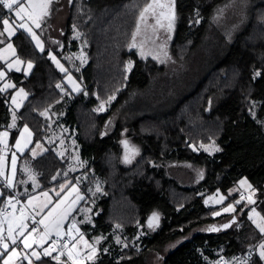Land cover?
Wrapping results in <instances>:
<instances>
[{"label": "trees", "instance_id": "trees-1", "mask_svg": "<svg viewBox=\"0 0 264 264\" xmlns=\"http://www.w3.org/2000/svg\"><path fill=\"white\" fill-rule=\"evenodd\" d=\"M149 1L73 0L64 37L71 46L65 47V51L78 48V40L70 37L73 25L82 29L88 40L89 61L75 70L84 83L79 92L61 85L64 75L49 56V49L40 51L22 33L12 38L18 53L35 65L29 75L12 72L16 86H24L29 95L18 110V123L12 129L10 144H14L18 128L23 124L33 129L35 140H44L50 133L44 110L54 107L64 111L60 123L76 132L89 181L97 176L104 180L105 193L99 201L102 211L96 217L97 222L105 230L120 224L129 233L130 242L121 250V259L102 258L96 264H150L152 249L179 237L185 240L166 255L165 264H202V252L212 258L215 248L226 258H232L264 238V233L250 218L245 201L237 207L244 210L239 222H231L225 228L216 221L227 213L212 215L221 206L206 205L204 197L217 189L227 194L241 178L247 177L254 188L256 208L264 219V0L252 5L249 21L226 47L220 60L173 110L121 122L112 134L103 135L106 119L128 91L148 82L149 77L130 46L139 14ZM224 1L176 0L181 14L176 46L189 41L199 13L208 20L214 8ZM3 8L0 5V15ZM65 51L56 48L59 56ZM130 57L135 59V65L128 73L124 67ZM115 92L118 97L112 107L98 111L100 99ZM11 95V90L0 91V133L10 124ZM126 128L127 138L141 149L140 158L129 166L119 159L121 133ZM213 140L220 148L214 156L191 147ZM170 159L202 164L207 171L204 179L191 187L182 186L167 176L163 164L155 165ZM29 160L38 175V188L65 180L63 172L69 159L60 156L54 145ZM236 197L228 196L222 205L227 206ZM155 210L163 218L161 227L148 233L141 247L135 246L131 240L138 224H146L147 217ZM199 227L202 230L189 237ZM213 228L217 230L212 231ZM53 257L56 256H43L32 264H70L66 259L57 261ZM246 264H264V261L255 252Z\"/></svg>", "mask_w": 264, "mask_h": 264}, {"label": "rangeland", "instance_id": "rangeland-1", "mask_svg": "<svg viewBox=\"0 0 264 264\" xmlns=\"http://www.w3.org/2000/svg\"><path fill=\"white\" fill-rule=\"evenodd\" d=\"M256 1L257 0H225L214 8L208 20L204 19L203 15L199 13L196 18L193 35L187 43L178 47L176 46L175 38L179 28L181 14L176 7V0L174 5L175 20L170 31L167 29V19H161V24H163L164 27L156 24V16L161 11L167 13V8L163 10L154 8V10H150L146 13L145 20L138 21L139 33L136 34L135 47H133V40H131L130 48L135 50L137 57L140 59L142 68L149 77L148 82L143 87L134 86L128 91L125 98L114 110H112V113L106 119L102 134H112L117 125L121 122H130L142 115H160L173 110L177 102L182 97L189 94L198 85V82L205 76L211 66L220 60L227 49L226 47L234 40L236 35L249 21L251 7ZM72 2L73 0H53L50 6V15L42 22L41 28H35V26L30 23L28 26L31 27L39 37L43 50L49 49V56L51 58L53 56L55 57V60L52 59L55 65L60 70L61 66L65 69V71H62L64 76L61 85L72 92H79L84 88V83L77 76L75 70L83 67L89 61L86 49L88 40L84 36V31L78 26L73 25V31L70 37L71 39L78 40V48L76 50L68 48L65 51V47L71 46L70 40L67 42V40H64V37L67 32L66 25ZM158 2L167 4L169 0H158ZM149 3H152V0H150ZM0 17L9 19L11 24L14 18V12H9L8 9L3 8V14H1ZM2 30L3 26L0 25V31ZM136 31L137 29L135 33ZM19 33L29 36L36 48L40 50V48L37 47L36 41L31 38V35L19 28H17L15 34L10 37L7 35L0 37V41H3L0 43V71L5 73L4 78L0 79V88H3L5 84L15 85V87L6 89L11 90L12 93L9 104L13 115L12 121H15L17 110L23 105L29 95V91L24 86H16V81L12 77V72L17 71L16 68L19 67L20 71L17 72H23L29 75L33 71L35 65L32 60L25 59L18 53V49L12 41V38ZM9 43L12 44L15 55H13L12 49H7ZM55 47L65 52L59 56L56 53ZM141 50L145 53L144 56H141ZM17 58L24 61V63L17 65L15 63ZM29 61L32 63L31 69L27 68V63ZM9 64H12L11 68L8 67ZM129 65H131L130 70ZM134 65L135 59L130 57L127 59L124 68L130 73ZM69 76H71V81H69ZM74 86H78L79 90H74ZM21 88L27 95H24V93L17 94ZM117 97L118 94L115 92L105 99H100L97 110L100 112L107 111L112 107ZM13 98L16 100L15 104L13 103ZM44 114L48 120V124L50 125L49 129L51 131L50 135H48V139L45 138L48 143L47 146L49 147V142H57L56 150L59 155L68 157L69 159L66 169L63 172L66 178L62 182H58L51 187L44 189L38 188L30 194L24 193L25 205L23 207L25 208H17L16 210L20 209L23 213L28 215L30 225L32 228L37 229L34 233H36L35 241L38 243L41 242V237L45 235V225H48L49 235H55L56 230L54 225L57 221L63 219L60 231L66 233L70 227L71 221L74 219L79 229V233L75 231L72 233V235L76 237V241H79L80 235H83V240L97 249L96 256L89 260L87 259L89 249L85 247L84 243L82 241L79 243L73 241L72 243H76V248L79 252L77 259L83 257L81 264H96L102 258L121 259V250L125 248V245L128 246L130 242L128 237L129 233L120 224H114V226L105 230L106 227L100 225L96 220L98 213L102 211L99 206V201L101 196L105 193L103 188L104 180L100 176H97L95 179L89 181V172L85 170L86 164L81 157L80 145L76 139V132L71 131L69 127L60 123V118L64 114V111H58V108L52 107L48 110H44ZM13 127L14 126L10 124L3 129L2 133H8L7 137L0 136V141H2L1 143L3 145L8 144ZM121 134L123 140L119 159L124 165L129 166L140 158L141 149L140 146L138 144V146L135 145L136 143L131 139H124L129 135L127 128L124 129ZM191 147L198 152H207L211 156H214L220 149L215 140L209 143L201 142L199 144H192ZM27 158L29 159L30 157ZM25 163L26 160L21 166L19 182L25 177ZM162 164L166 168L168 177L176 179L182 186L187 187L197 185L204 179L207 172L206 167L202 164L190 161L170 159L164 163L159 162L155 165L161 166ZM30 166L28 169L30 176L29 179H27L39 185L40 182L38 181L37 172L33 167L30 169ZM73 173H75V176ZM66 179H68V181ZM73 179H75L74 182H72ZM241 181H246V183L241 184ZM249 185L251 187H249ZM97 188H99V191H97ZM241 191L247 192L248 198H240L239 192ZM45 193H47V195H45ZM232 195L237 196L234 202L227 206H223L222 204L225 203L228 196ZM79 197H83V199H79ZM249 197L254 203L249 202ZM243 201L249 205L247 207L250 211V218L258 224H264V219L255 205L253 185L247 177L241 178L235 187L230 188V192L227 194L217 189L213 193H206L204 197L206 205L210 207L221 206V208L212 215L218 216L215 215L217 212L220 213L219 215L227 213V216L216 221L217 224L230 221L234 217H237L238 220L233 222H239L244 210H238L237 207ZM229 205H232L234 210L229 209V211H224ZM252 209H255V212H253ZM50 212L51 215H49ZM154 215L158 219H153ZM35 217L45 221L42 227H34L33 220H35ZM162 219L159 211H153L147 217L146 224H138L137 230L131 240L132 244L141 247L146 235L161 227L163 222ZM149 221L152 222L151 227H149ZM117 225H119V227H117ZM201 230L202 229L199 227L194 232H191L189 237ZM48 236L44 239L42 248L38 247V243H36L35 250L40 252L41 255L43 248H47ZM100 237L103 238L99 239L97 243V238ZM117 239H119L120 243H117ZM184 240V237H179L169 241L164 246L162 245L152 249L148 259L150 264H165L166 255ZM262 244H264V238L252 245V254L255 252L259 254L261 251L259 246ZM71 247L72 244L69 248ZM200 250L202 251V249ZM212 254H214L215 257L209 258L202 252L204 259H224L216 264H230L231 260L235 257L226 258L221 254V250L217 248L213 250ZM21 255H23V252H21ZM29 259H32V256H29Z\"/></svg>", "mask_w": 264, "mask_h": 264}, {"label": "snow or ice", "instance_id": "snow-or-ice-1", "mask_svg": "<svg viewBox=\"0 0 264 264\" xmlns=\"http://www.w3.org/2000/svg\"><path fill=\"white\" fill-rule=\"evenodd\" d=\"M52 3H53V0H0V5H2L6 9H8L9 12H14V18H13L11 24H10L9 19H5L3 17H0V25L3 26V30L0 31V37H3L5 35L10 37V36L14 35L17 28H19V29L23 30L24 32L30 34L31 38L36 41L37 47H39L40 50L43 51V46L40 42L39 37L36 35V33L33 31V29L31 27H29L28 25L30 23V24L34 25L35 28H41L42 22L50 15V6L52 5ZM174 5H175V0H169V2L167 4L159 3L158 0H152V3L147 4L143 8V10L140 12L139 20L144 21L145 20V14L148 13L150 10H154V8H160L162 10L167 8V13H165L164 11H161L156 16V24L160 25L161 27H164V25L161 24V19H167L168 20L167 29L170 31L172 29L173 22L175 20ZM138 33H139V24L137 25L136 33H134L133 37H132L133 47H135L136 34H138ZM2 42L3 41H0V43H2ZM7 49H12L13 55H15V50L13 49L12 44L9 43L7 45ZM140 54H141V56L145 55L143 50H141ZM52 59L55 60V57L53 56ZM15 63L17 65H20V64H23L24 61L17 58ZM8 67L11 68L12 64H9ZM27 68L28 69L32 68V63L30 61L27 63ZM130 68H131V65H129V70H130ZM16 70L20 71V68L17 67ZM61 71H65V69H63L62 66H61ZM4 76H5V73L3 71H0V79H3ZM69 81H71V76H69ZM9 87H15V85L5 84L3 86V88H0V91H4ZM58 87H59V85H58ZM74 90L78 91L79 87L74 86ZM20 93H24V90L22 88L19 89V92L17 94L19 95ZM24 95H27V94L24 93ZM13 103L14 104L16 103L15 98H13ZM17 106H19V105H17ZM101 110H102V107H101ZM24 132H28L27 127L24 128ZM7 135H8L7 132L0 133V136H3V137H7ZM29 135H30V133H29ZM0 142H2V141H0ZM16 147L17 148L21 147L19 141L16 142ZM33 154H35V153H33ZM11 166H12V171L15 172V155L14 154L12 157ZM2 171L3 170L0 169V174H2ZM245 183H246V181H241V184H245ZM7 186L8 187L12 186L11 180L7 181ZM249 187H251V186L249 185ZM97 191H99V188H97ZM3 195L4 194L2 192H0V196H3ZM45 195H47V193H45ZM79 199H83V197H79ZM8 202L11 203V198H9ZM249 202L254 203V201H252L250 197H249ZM12 207L15 208V204H12ZM229 209L234 210L233 206L229 205L228 208L224 209V211H229ZM252 211L255 212V209H252ZM219 214L220 213H218V212L215 213V215H219ZM49 215H51V212L49 213ZM23 219L24 218L22 217L21 221L19 223H17L15 225V227H13V224L11 222L8 223V227L6 229L7 237L5 236V229L0 227V249H2V251H0V256H4L5 253H8L7 257L3 261V264H10L13 257H17L20 255V253L17 252V247H19L20 245H22L24 249H30V248H32L33 244L38 243L37 241L32 239V234L37 231L36 228H32L31 232H29L28 235L25 236V231L28 229V225L23 222ZM153 219H158V218L154 215ZM2 223L3 222L0 221V224H2ZM33 223L34 224H36V223L44 224L45 221L43 219L40 221L33 220ZM62 223H63V219L57 221L54 225V228L56 230L55 235H56L57 240L53 241L52 251H56L55 244L64 235H67L68 241L63 242L61 244V247L63 249H66L67 251L66 252L65 251H59L58 255L56 257H53V259L59 261L60 257H66V261H71L72 264H81L83 257H80L79 259H77V257L79 256V252L76 248V243H79L80 241H82L84 243L85 247L89 249V252L87 254V259H89V260L93 259V257H95L97 254V249L93 245L88 244L87 241H84L83 235H80L79 241H76V237L72 235L73 231L79 233V229L76 226L75 220L73 219L71 221L70 227L68 228L66 233L60 231V229L62 227ZM151 226H152V222L149 221V227H151ZM229 226L230 225H228V224L224 225L225 228H227ZM117 227H119V225H117ZM257 227L259 228V230L262 233H264V224H259V225H257ZM17 229H18V231H17ZM211 230L216 231L217 229L213 228ZM14 232H15V235H14ZM48 235H49L48 225H45V235L43 237H41V242L38 243V247H41V248L43 247V241ZM17 237H23V239L19 240V242H18ZM102 238L103 237L97 238L96 242L98 243L99 239H102ZM73 241H76V243H72V247L69 248V242H73ZM117 243H120L119 239H117ZM10 244L14 247H12L11 252H8ZM125 247H127V245H125ZM259 247L261 249V251L259 252V258L262 261H264V244L260 245ZM29 255L32 257H35L37 260L41 259V253L36 251V250H32L30 252V254L25 253L23 256V260H26L28 262V264H32L31 259H29ZM42 255L45 257H48V256H51V252L47 248H43Z\"/></svg>", "mask_w": 264, "mask_h": 264}, {"label": "crops", "instance_id": "crops-1", "mask_svg": "<svg viewBox=\"0 0 264 264\" xmlns=\"http://www.w3.org/2000/svg\"><path fill=\"white\" fill-rule=\"evenodd\" d=\"M18 110H17L16 115H15V121H12L13 115L11 112L10 124L14 125L13 128H15L17 126V123H18ZM25 127H27L28 132H24ZM29 133H30V135H29ZM50 133H51V131H50ZM50 133H49V135H50ZM46 138L48 139V136ZM124 139L126 140L127 137ZM17 141L20 142V145H21L20 148L16 147ZM54 143L57 144V142H49V145H54L55 150H56L57 145ZM47 144L48 143L45 139L44 140H42V139L41 140H35V132L33 131V129L28 124H23L18 128V135L14 141V144H12V145L10 144V137H9L7 145H3L0 142V169L3 170L2 174H0V192H2L4 194L3 196H0V221L3 222L2 224H0V227L5 229V236L6 237H7L6 229L8 227V223L11 222L13 224V227H15V225L21 221L22 217L24 218L23 222L28 225V229L25 231V236H27L28 233L31 232V230H32V226L30 225V223L28 221L29 220L28 215L26 213H23L20 209L16 210L17 208H25V207H23V205L15 204V208H13L11 206L10 211H4L3 206L6 203H8L9 198H11V200H14L15 198L19 197L24 201V193L30 194L31 192L33 193L35 190L38 189L39 185H36V184L28 181L29 176H30V172L28 171V169H29L30 165H31L30 166V169H31L32 163L27 157H30V158L33 157L34 158V157H37V156L45 153L48 150ZM135 145H137V143ZM33 153H35V154H33ZM13 154L15 155V172L12 171V166H11ZM62 157H64V156H62ZM25 160H26V163L24 165L25 166V177L21 180V182H19L21 166L23 165V162ZM27 165H29V166H27ZM8 180L12 181L11 187L7 186ZM66 180L68 181V179H66ZM235 186H233V187H235ZM228 192H230V189L228 190ZM17 231H18V229H17ZM14 235H15V232H14ZM50 236H52V235L48 236L46 246H47V249L51 252V254H53L54 251H52V248L49 244ZM21 239H23V237H17L18 242ZM32 239L36 240V233L32 234ZM12 247H14V246H12L10 244L8 252H11ZM35 249H36V244H33L32 248H30V249H24L23 246L20 245L19 247H17V252L20 253V255L17 257H13L10 264H21V263L25 262L26 260H23L24 254L25 253L30 254V252L32 250H35ZM0 251H2V249H0ZM21 252H23V255H21ZM7 255H8V253H5L4 256H0V259H2L1 264H3V261L7 257ZM41 257H43V255H41ZM34 259H36V258L32 257L31 261H33ZM220 260H224V259H201V262H202V264H216L217 262H220Z\"/></svg>", "mask_w": 264, "mask_h": 264}, {"label": "built area", "instance_id": "built-area-1", "mask_svg": "<svg viewBox=\"0 0 264 264\" xmlns=\"http://www.w3.org/2000/svg\"><path fill=\"white\" fill-rule=\"evenodd\" d=\"M239 196H240V198H244V199L248 198V194L245 191L239 192ZM12 204H19V205H23L24 206L25 205V202L21 198H19V197L18 198H15L14 200H11V203H9V202L6 203L3 206V210L4 211H10ZM35 221H40V220L35 217ZM41 226H42V224H38V223L34 224V227H41ZM55 240H57L56 235L50 236L49 244H50L51 248L53 247V241H55ZM67 241H68L67 235L66 236H62L61 239L59 241H57V243L55 244L56 251L53 252V254L55 256L58 255V252L59 251H65V252L67 251L66 249H63L61 247V244L63 242H67ZM71 244H72V242H69V246ZM252 252H253V247H250L245 252L237 254L234 257V259L231 260L230 264H244V263L248 262L251 259V257H252ZM60 258L66 259V257H60ZM68 262L70 264H72L71 261H68Z\"/></svg>", "mask_w": 264, "mask_h": 264}, {"label": "water", "instance_id": "water-1", "mask_svg": "<svg viewBox=\"0 0 264 264\" xmlns=\"http://www.w3.org/2000/svg\"><path fill=\"white\" fill-rule=\"evenodd\" d=\"M236 220V217L232 218L230 221H226L224 222L223 224L226 225V224H230L231 222L235 221Z\"/></svg>", "mask_w": 264, "mask_h": 264}]
</instances>
